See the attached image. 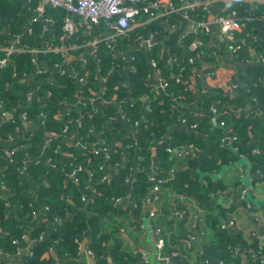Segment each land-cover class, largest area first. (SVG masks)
I'll use <instances>...</instances> for the list:
<instances>
[{
	"label": "crops",
	"instance_id": "0c3cea01",
	"mask_svg": "<svg viewBox=\"0 0 264 264\" xmlns=\"http://www.w3.org/2000/svg\"><path fill=\"white\" fill-rule=\"evenodd\" d=\"M201 1L203 0H195V6L200 5ZM260 6L264 9V0H216L209 5L208 16L226 13L235 8L240 14V11L244 12L243 16H253L254 13L256 15L254 17L257 19L254 25H249L248 30L251 31V35L238 51H235V47L244 36L241 31H237L234 36L224 37L220 34L219 27L216 24L198 31V35L203 42L202 58L196 62L198 68L196 70L192 68L190 73L189 82L192 94L189 101H182L192 115L201 117L210 113L208 105L202 104L205 91L208 89H222L224 94L233 95L235 91L231 90L232 84L249 91L253 84L257 82L256 80L264 87V72L262 74L258 73V69H264L261 60L264 51V37L261 36L262 29L257 23L260 22L264 25V11L262 10L261 14L257 12ZM160 20L164 34H158L154 42L149 43L145 38L140 39L143 34H139L138 37L134 36L137 33L135 29L142 24L132 27L128 34L118 36L116 46L110 52L116 62L109 67V71L103 74L99 67L93 71L92 69L84 71V75L89 79L95 74L98 80L97 85L90 83L91 89H86V81L77 79L75 99L62 97L64 100H61L62 105L58 117L63 123L69 121L72 111H79L84 114L83 107L85 106L90 107L89 113L98 114L100 121L97 126L92 128V137L88 144L80 138V121L74 122L67 132L63 130L55 134L45 126V117H43V120L41 117L25 121L21 128L22 132L19 131V133L33 137L39 127H45V131L40 141L36 143L35 149L32 148L31 143L26 145V148L31 147L33 149L35 154L31 157L36 163L43 162L46 166L59 168L60 171L64 170L67 159L72 154L71 152L62 150L60 147L61 154L59 157L53 159L44 156L45 149L56 137H60L67 148H87V145L90 146V153L94 158L101 160L99 165L95 166L92 159L88 157L86 163L79 166L77 170H84L85 173L78 176L75 172L70 174L69 177L74 179L80 186L81 197L78 203L67 196L68 201H66L65 208L69 218L75 217L78 212L84 213L88 218L97 216L99 225L95 239L98 244H101L99 250H101L102 258L96 254L95 262L81 253H78L77 257L62 255V252H59L54 246H49L43 255L47 258L52 256L56 264H115L112 252L117 246L121 247L130 264H142L143 254L147 256L148 260L144 264H161L155 246V232L157 229H160V234L165 239L163 253L171 256V264H176L177 261H181L182 264H205L206 258L211 259L209 257V247L217 240V230L222 229L221 225L231 219L235 220V225L229 230L240 237L234 250L241 256L242 263L251 264V262L258 261L259 264H264V175L262 170L255 169V163L251 159V155L255 154V149H258L253 147L256 142L254 139L250 141V149L246 153L240 152L227 142L236 156L227 164H224L219 171L212 174L215 180L222 181L223 186L209 193L208 202L205 200L200 203L197 198L199 191L195 192L193 188L201 184L208 185V181L204 176L205 172L201 170V165L197 164L193 167L194 155L179 156L176 152L169 153L168 162L170 165L168 171L173 175H178L181 171L191 167L199 175L194 176L192 182L186 188L178 187L174 189L167 181L160 188L157 198H154V192L150 188L149 194L140 207L132 199V186L137 173L148 171L151 174L157 169V150L155 146L152 147L148 168L143 165V158H140L129 167L126 173L123 172L128 163L129 150L133 145H139L137 141L143 135V124L141 121L137 126H133L123 117L119 107L118 93L122 88L130 91L137 81V74L141 75V73L146 85L153 89L160 83L163 68H174L175 74L182 80L185 75L184 69L187 67L183 39L197 31L195 23L187 20V28L181 34L180 43L171 46L166 45L165 40L169 38L173 30L181 27L182 23L180 19L170 15L163 16ZM4 29H6V33L1 32ZM0 33L8 34V28L0 29ZM114 33L113 28L102 22L90 34L79 29L71 43L60 41L58 38L57 42L51 40L40 41L39 46L43 47V52H59L63 61L60 64H52L48 60H43L40 66L45 72L35 76L28 75L24 79L32 88V100L51 97L52 93L47 89V84L58 83L59 77L77 76L76 65L84 63L81 60L82 51L96 50L93 47L85 46L86 41L94 39L105 41ZM68 44H71L69 48H67ZM171 55L175 57L172 66L169 64ZM152 60L158 62L159 70L152 65ZM136 63L140 65H136ZM209 68L212 70H207ZM137 71L138 73H136ZM211 73L213 76H210ZM110 77H114L116 81L114 85L110 86L112 91L108 85ZM39 90L45 92V94H39ZM146 97L147 95L143 94L134 100L141 105V113L143 114H145L144 110L145 112L148 110ZM251 110L264 114V105L254 99L238 111L242 113ZM7 116L11 117L12 114L7 113ZM177 124L179 125V122L171 116V123L165 124L166 137L172 135ZM15 143V139L12 141L1 140L0 173L7 171L10 165L16 166V164L9 162L6 155L7 149L14 146ZM108 147L120 149L122 160L105 168L108 161ZM148 164L146 165L148 166ZM97 172L99 174L103 172L100 179L93 178ZM20 173L30 180L33 198H37L42 188L49 185L47 172L35 181L28 174V170L21 169ZM104 181L110 184L113 182L120 183L128 190L127 194L121 197L119 201L110 200L115 210L108 214L96 211L92 204L97 184ZM243 188L247 192L241 198ZM65 192L63 190V193ZM2 195L7 196L8 193L4 191ZM151 212H154L153 216ZM28 224L38 226L40 216L36 215L33 219L31 217ZM32 230L26 236L27 243L23 246L24 249H33L35 245L42 242L35 240V237L32 236ZM52 231L53 225L50 223L42 231L44 239H50ZM91 232V230L87 231L84 236L89 241L92 239ZM51 248L54 249L53 252L50 250ZM27 254L28 252L22 258H18L20 254H6L2 252L0 247V261L6 264H22ZM203 256L207 257L204 259ZM212 264H215L214 261Z\"/></svg>",
	"mask_w": 264,
	"mask_h": 264
},
{
	"label": "trees",
	"instance_id": "16d2710c",
	"mask_svg": "<svg viewBox=\"0 0 264 264\" xmlns=\"http://www.w3.org/2000/svg\"><path fill=\"white\" fill-rule=\"evenodd\" d=\"M172 1L175 5L183 3V0ZM36 7L37 1L35 0L30 2L26 0H0V29L7 27L10 35L24 32L25 27L29 25L31 19L36 15ZM262 10L264 11L260 6L257 12L261 14ZM240 12L241 15L245 14L242 11ZM190 13L194 20L201 21L208 16V8L203 5H197L190 10ZM66 14L67 12L64 9L47 7L45 16L51 20L45 21L39 18L32 23L33 31L31 34L25 33L23 41L29 43L31 48L40 49L43 48L39 46V42L42 40L57 42V38L59 39V35L63 33V22ZM253 16L256 15L253 13ZM255 23L256 19L249 21V25H254ZM163 30L159 18L138 26L135 29L137 33L134 36L138 37L143 34L142 36L148 37L152 33L162 35L164 34ZM241 32L245 36L250 30L244 29ZM197 36L200 38L198 34L187 35L183 39V48ZM73 40L74 37L71 41ZM10 41L7 34L0 33V45L10 43ZM187 54L189 55V53ZM82 55L87 61L76 65L77 75L78 77H84L87 83L85 88L91 89L89 84L94 83L97 85L98 80L95 74L91 79L89 77L86 78L84 71L89 69L93 71L99 67L101 73L105 74L116 60L103 42H101L99 49L82 51ZM2 57H4V53L0 51V58ZM97 57L100 58L99 63L96 61ZM34 58L35 56L32 52L15 53L9 57L6 65L0 66V104L2 106L0 107V135L5 139H15L17 144L22 145L21 151L17 153L18 162L16 166L10 165L7 171L0 173V247L2 252L6 254H16L18 249L13 242L14 239L20 241V246H24L27 243L25 237L27 232L33 229L31 231L32 236L38 237L47 225L51 223L53 225L52 237L50 239L45 238L42 242L35 245L32 249L33 254H27L22 264H56L52 256L47 258L43 255L49 246H54L59 252H62V255L77 257L78 253H80L78 240L83 238L89 230L92 231V239L89 241L88 246L102 258L101 250H99L101 244H98L95 239L99 225L97 216L88 218L84 213L78 212L75 217L69 218L65 208L66 201H68L67 196H70L72 200L78 203L81 197L80 186L74 179L69 177L70 174L75 172L76 176H78L81 173H85L84 170H77L79 166L86 163L88 157L92 159L95 166H98L101 160L91 156L90 146L87 145V148L80 147L81 149L78 147L67 148L62 139L56 137L45 149L44 156L53 159L54 157H59L61 154L60 147L62 150L71 152L72 154L67 159L63 171L49 165L46 166L43 162L36 163L35 160L25 161L26 156L31 157L35 154L32 148H36V143L40 141L45 127H39L33 137L21 133V128L25 122L23 114H25L26 121L39 119L44 116L45 126L50 132L55 134L62 132L66 126L69 127V130L74 122L80 121V138L88 144L92 137V128L97 126L100 121L98 114L89 113L90 107L85 106L83 107L84 114L79 111H72L67 123H63L59 119L58 113L62 105V97L75 99V83L78 77L74 76H69L68 78L59 77L58 83L47 84V89L52 93L51 97L29 101L27 93L33 91L24 79L28 75H36L34 73ZM35 60H37L39 65H41L43 60H48L52 64H60L63 58L59 52L49 51L48 53H39L36 55ZM136 65L140 64L136 63ZM195 65L197 66L198 64L195 63ZM192 68L193 64L187 62V67L184 69L185 75L182 80H177L175 76L171 75L172 72H175L174 68H163L162 76L168 82L165 92L156 94L154 89L146 85L141 73V75L137 74V81L130 91L122 88L118 93L120 111L129 124L137 126L136 123L138 122L139 124L141 121L143 124V135L137 141L139 145H133L129 150L128 163L123 172L126 173L129 167L140 158H143V165L148 168L152 147L155 146L157 150L158 164L155 172L150 174L148 171H140L133 182L132 199L137 202L139 207L149 194L150 188H152L153 181L151 177L153 174L168 178L174 189L178 187L186 188L192 182L194 176L199 175L191 167L181 171L178 175L170 174V171H168L170 152L167 151L169 146L175 149L179 147L185 148V152L188 155H194L193 167L200 164L201 170L205 172L204 176L208 181V185L201 184L193 187L195 192L199 191L197 198L200 203L205 200L208 202L209 193L222 188V181L215 180L212 174L219 171L224 164H227L236 156L231 150L233 146H229L226 141L222 140L228 134L238 136V140L234 141L233 145L237 146L238 150L243 153L249 151L250 141L252 139L256 140L253 147L258 148L259 151L252 154L251 159L255 163V169L262 170L264 175V114L254 110L242 113L238 111L254 99L264 105L263 85L256 80L257 82L253 84L251 90L248 91L240 86L237 87L233 95L224 94L222 89H208L205 91L202 104L208 105L209 111L210 106L214 105L218 114L213 115L210 111V113L199 117L192 115L182 102L189 101L192 94L189 82ZM263 72V68L258 69L259 74ZM115 83L114 77H110L109 87ZM109 89L111 90V87ZM38 93L45 94L41 90ZM143 94L147 95L145 101L146 105H149L147 112L144 110L145 114L141 113L142 108L139 102L134 101ZM228 106H231V108ZM7 113H11L12 116L8 117ZM171 116L179 122V125L177 124L174 127L170 137H166L165 124L171 123ZM181 118H185L186 121L182 122ZM223 120L226 122L227 128L220 126L219 121ZM194 124L197 127H192ZM19 131L21 132L19 133ZM28 143H31L33 147L26 148ZM191 144L193 148L188 147ZM107 151L109 158L105 168L122 160L120 149L108 147ZM24 166H26L28 174L34 181L38 180L44 173L47 172L48 174L49 185L42 188L37 198L32 197L30 180L23 177L20 173ZM101 176H103V172L100 174L97 172L93 178L100 179ZM63 190L66 192L63 193ZM4 191L8 193L7 196L2 195ZM127 192V188L120 183L101 182L97 184L96 192L93 194V207L96 211L104 214L113 212L115 207L110 200L124 197ZM34 211L40 216V224L38 226L28 224ZM216 237L217 240L209 247V257L212 261L210 259L205 264H212L213 261L215 264H220V262L243 264L241 256L234 250L237 241L240 240L239 235L228 228H222L217 230ZM112 257L115 264H130V261L119 246L114 248ZM206 257L203 256L204 259ZM0 264L6 263L0 261ZM176 264H182V262L177 261ZM251 264L259 263L255 261L251 262Z\"/></svg>",
	"mask_w": 264,
	"mask_h": 264
},
{
	"label": "built area",
	"instance_id": "2783aa9c",
	"mask_svg": "<svg viewBox=\"0 0 264 264\" xmlns=\"http://www.w3.org/2000/svg\"><path fill=\"white\" fill-rule=\"evenodd\" d=\"M28 2L33 0H26ZM37 1L36 7V15L31 19L29 25L25 27L24 32L10 35V32L7 34L10 38V43L0 45V51L4 53V57L0 58V66H4L7 64L8 59L11 55L15 53L21 52H32L36 58V55L43 52V49L40 48H31L30 44L23 41V37L25 33L31 34L33 31L32 23L36 22L39 18L44 19L45 21H50L51 19L45 16V11L47 7L61 8L64 9L67 14L64 17L63 22V33L59 36L60 41H67V43H71L73 37L78 32L79 29H83L87 34L92 33L93 29L100 25L102 22H105L106 25L113 28L115 33L110 35L105 41H100L97 39L88 40L85 43V46L93 47L96 50L100 48L101 42L106 44L109 48L110 52L113 51V48L116 46V41L118 36L126 35L132 29V27L149 23L155 19H159L163 16L171 15L172 13L181 14L186 20L195 23L197 27V33H193L194 35L198 34V31L201 29H207L209 26L216 24L219 27L220 34L224 37H231L237 31H243L244 29H248L249 21L257 19L254 16H243L239 13L237 9H231L226 13H219L211 16H207L204 20L196 21L192 18L190 10L195 6V0H183V3L180 5H175L172 0H35ZM216 0H203L199 4L203 5L205 8H208ZM264 17V16H263ZM264 21V19H263ZM47 29V28H45ZM251 31L248 32L240 43H237L235 47V51L241 49L242 44L250 37ZM158 36L156 33L150 34L148 37L142 36L140 39H144L149 43L154 42V39ZM71 44H68L70 47ZM202 40L197 36L193 39L192 42L187 44L184 47V51L186 53V60L188 63L193 64V70H196L198 67L195 63L202 58ZM64 49V48H63ZM189 53V55L187 54ZM33 59L35 63V74H42L45 70L37 63V60ZM81 60L85 63L86 58L81 57ZM175 60L174 55H171L169 58L170 66L173 65ZM261 60L264 64V55H261ZM96 61L99 63L100 58L97 57ZM152 65L159 70L158 62L156 60H152ZM135 68V67H134ZM172 69V68H171ZM173 76L180 80L175 72H172ZM210 76H213L211 73ZM78 77V75L76 76ZM80 81H84V77H78ZM168 87V82L165 78H161L158 86L154 87L155 93L165 92ZM238 85L232 84L231 90L235 91ZM28 100H32L33 92H28ZM50 94V93H49ZM0 107L1 104H0ZM231 108V106H228ZM149 109V105H147ZM210 111L213 115H217V108L213 105L210 106ZM123 115V114H122ZM42 116V120H43ZM125 118V116L123 115ZM23 119L26 121L25 114H23ZM182 122H185V118H181ZM138 124V122L136 123ZM220 126L227 128L226 122L219 121ZM192 127H197L196 124L192 125ZM68 126L65 127L64 131L68 130ZM229 129V128H228ZM19 130V129H18ZM0 135V142L4 140ZM7 141H12V138H6ZM223 141L230 143L235 149L238 150L237 146L233 145L234 141L238 140L237 135L224 136L222 138ZM189 148H193V145H188ZM22 149V145L15 143L14 146L7 149L6 155L11 164H16L17 153H19ZM168 152H176L179 156L187 155L185 152V148L179 147L175 149L174 147H167ZM258 149H255V153H258ZM107 158H109V154L107 151ZM33 159L30 156H26L25 161H32ZM24 171H27L26 166L22 168ZM73 174V173H72ZM171 174V172H170ZM105 178V177H104ZM151 180L153 181L152 190L154 192V198L158 197L160 192V188L165 185L168 181V178L159 177L157 175H152ZM247 190L245 188L241 191V198L244 197ZM121 198H115L116 201H119ZM37 212L34 211L32 215V219L36 217ZM151 215H154V212H151ZM60 220V219H59ZM235 225V220L231 219L226 223H223L221 227L223 229L231 228ZM29 232L25 234V237ZM160 229H157L155 232V246L157 249V257L161 264H171V256L165 255L163 253V249L165 247V239L161 236ZM37 241H43L44 235L41 232L38 237H35ZM13 242L17 245V253L20 254L21 251L24 250L23 246L19 245V240L14 239ZM79 242V250L80 253L85 255L86 257L94 260L96 262V253L92 248L88 246L89 240L87 238H82L78 240ZM52 252L54 251L51 248ZM32 249H28V255H32ZM142 264L146 263L147 256L145 254L142 255ZM209 259L205 260V263L208 262ZM210 261V260H209ZM220 264H226L225 262H220Z\"/></svg>",
	"mask_w": 264,
	"mask_h": 264
},
{
	"label": "water",
	"instance_id": "95a60500",
	"mask_svg": "<svg viewBox=\"0 0 264 264\" xmlns=\"http://www.w3.org/2000/svg\"><path fill=\"white\" fill-rule=\"evenodd\" d=\"M150 1H155V0H150ZM171 16H174V17H177L178 19H180L182 24H181V27L173 30L171 32V34L169 35V38L165 40V44L166 45H170V46L171 45H175L177 43H180L181 34H183L185 32L186 28H187V20L181 14L172 13ZM257 23H258L259 27L262 29L261 36L264 37V25L262 23H260V22H257ZM1 32L2 33H6V29L2 30ZM207 70H212V69L209 68ZM91 156L93 157L92 154H91ZM27 252H28V250L24 249L23 251H21V253L18 256V258H22Z\"/></svg>",
	"mask_w": 264,
	"mask_h": 264
}]
</instances>
